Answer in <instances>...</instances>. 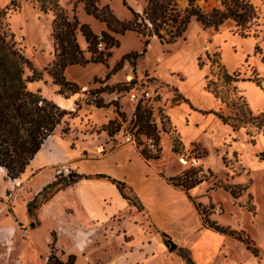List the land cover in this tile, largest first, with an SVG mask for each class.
<instances>
[{"label":"rangeland","instance_id":"1","mask_svg":"<svg viewBox=\"0 0 264 264\" xmlns=\"http://www.w3.org/2000/svg\"><path fill=\"white\" fill-rule=\"evenodd\" d=\"M58 1L68 18L71 21L76 19L79 24L81 22L78 15L81 10L85 12L86 4L91 9L97 8L99 11L108 7L120 21H128L132 17L121 0ZM221 1L195 0V4L208 13L213 8H220ZM247 1L257 13V20L247 35L239 33L233 21H227L214 29L205 28L192 20L187 31L176 43L160 44L156 37H150L145 38L149 44L144 48L145 39L134 32L119 35L107 30L106 33L111 40L104 39V50L101 51L111 54L106 65L91 63L84 67H71L66 77L73 80L74 84L87 85L106 72L112 73L108 80H104L110 81L112 86H100L95 90H104L101 94L112 99L109 104L113 105L117 114L120 113L123 117L118 115L119 119L110 121L114 123L109 127L108 124L93 126L87 123L83 115L79 114L83 105L93 104L96 99L102 101L103 108L107 107V104L100 98V94H91L93 89H80L78 94L85 96L77 102L74 112L67 111L69 115L55 130V137L46 143L45 152L50 150L60 158L63 151L55 144L56 139L73 137L69 142V148L75 149L77 147L75 141L81 138L79 132L85 135L104 132L110 139L105 138L107 142L105 145L101 143L100 150L103 149V154H106L107 151L124 146L123 136L137 130L139 135H147L145 132L148 133L147 136L151 135L158 142L159 147L161 137L167 134L172 147L175 145L179 158L200 160L208 154L206 150L208 148L197 144L189 148L183 146L180 135L167 117V111L170 108L181 111L184 107L185 113L189 116L197 115L199 119L205 118L207 123L210 119L218 120L214 114H220L228 119L224 140L214 145L211 136L213 131L209 129L205 135L209 143L207 146L213 147L211 164L224 173L223 179H216L218 182L215 187L228 192L235 203L242 208L254 215L259 214V222L253 231L264 239V160H260V156L264 155V134L255 127L258 123L264 128V0ZM126 3L139 14H142L146 6L145 0H126ZM177 5L180 10H184L188 7V1L178 0ZM0 11L6 12L4 29L7 34L31 62L35 71L41 73V78L32 82L30 79L33 73L25 69L27 89L53 102L55 95H59L58 87L53 84L47 72L55 58L52 37L53 14H42L34 0H0ZM76 39L80 49L85 53V58L89 59L91 53L87 52V43L80 34ZM116 44L118 47L115 46ZM109 45L112 47L107 50ZM93 50L100 52L97 49V41L91 47V51ZM129 54L142 55L122 61L123 56ZM223 71L230 77L226 83ZM96 80L98 81L96 85L102 84L100 79ZM209 84L220 99H216L208 90ZM143 92L150 93L148 100L142 96ZM122 99H125V110L134 107L130 120H127L126 115L121 112L123 106L121 107L119 103ZM137 106L141 107L145 118L149 117V128L146 130L141 131L134 116ZM104 117V114L96 113L93 120L101 123L105 120ZM65 128H68L67 134H63ZM137 150L145 159L152 157L140 147H137ZM94 151L96 155H100L97 149ZM160 153L161 148L158 156L154 157L159 158ZM59 165L69 169L68 175H79L77 170L72 169L65 160H55L46 169L32 167L15 181L9 180L5 172H0V264H45L51 254H55L63 261L73 255L74 264H96L94 257L114 258L118 252L115 242L104 245L97 242L94 245L81 247L68 244L64 238L57 241L55 226L59 227L61 223L56 222L55 218L61 215L62 206L66 204L64 194L60 193L56 199H53L55 194L46 203L38 207L33 205L31 212H27V204L38 195L39 187L37 188L36 184L39 181L35 182V176L45 177L44 183L48 181L64 183L67 179V176L54 178V170ZM181 167L186 169L181 176L197 183L196 186L213 177L212 173L207 174L199 169V162L198 166L191 170L182 165ZM51 192L52 190L49 193ZM128 195L134 202L133 195L129 192ZM213 206L203 208L198 205L197 207L205 225L215 231L214 227L219 225L207 219L212 213ZM112 237L115 240L114 236ZM252 248L257 251V256H254L264 264V251L254 244Z\"/></svg>","mask_w":264,"mask_h":264},{"label":"crops","instance_id":"2","mask_svg":"<svg viewBox=\"0 0 264 264\" xmlns=\"http://www.w3.org/2000/svg\"><path fill=\"white\" fill-rule=\"evenodd\" d=\"M78 18L81 24L89 26L94 34L107 31L104 23L87 15L83 10ZM81 38L84 40L82 36ZM69 68L65 70V77ZM106 74L107 72L102 77L95 78L100 79L102 84L96 85L94 79L91 84L76 85L80 89L93 90L100 86H112L110 81H104ZM66 79L73 82L67 77ZM82 96L85 95L77 94L70 98L55 95L52 101L63 110L74 112ZM100 98L107 107L98 109L90 104L83 105L79 111L85 121L93 126H104L119 119L116 108L109 104L112 99H108L104 94H100ZM124 102L125 99H122L119 103L123 106L121 112L130 120L134 107L125 110ZM185 110L184 107L181 111L170 108L167 117L180 135L183 146L189 148L197 144L208 148V154L199 160V169L213 174V177L190 190L177 187L169 181L180 177L186 169L181 167L180 155L173 150L167 134L161 137V153L158 159H145L137 148L131 145L96 155L94 150L97 149L98 153L102 147L101 143L105 145L106 140L110 139L104 132L86 135L79 132L83 139L75 141V149L69 148L73 137L56 139L55 144L63 151L61 159L50 150H40L35 155L22 176L32 167L46 169L55 160H65L79 175L103 174L124 182L141 207L137 209L131 205L121 196L115 185L107 180L82 179L53 197L56 199L60 193L64 194L66 203L62 206L61 215L55 218L56 222L61 223L59 227L55 226L57 241L64 238L68 244L81 247L97 242L101 245L115 242L118 251L115 257H94L96 264H262L243 242L217 233L205 225L197 206L210 208L219 204L221 213H211L207 219L220 227L245 233L256 247L264 251V239L253 231L259 222V214L254 215L242 208L228 192L215 187L217 180L223 179L224 173L211 164L213 147L207 146L209 143L205 135L209 129L212 130L214 145H218L227 134V124L218 117V120L210 119L207 123L205 118L189 116ZM96 113L104 114L105 120L101 123L95 122L93 116ZM54 137L55 135L49 139ZM37 180V194L52 184L51 181L44 183L46 178L38 175L35 176V182ZM172 243L177 246L173 252L169 249Z\"/></svg>","mask_w":264,"mask_h":264},{"label":"trees","instance_id":"3","mask_svg":"<svg viewBox=\"0 0 264 264\" xmlns=\"http://www.w3.org/2000/svg\"><path fill=\"white\" fill-rule=\"evenodd\" d=\"M121 1L122 5L132 16L128 21L118 20L108 7L99 11L97 8L91 9L86 4L85 12L97 21L104 23L107 30L115 34L124 35L126 32H134L143 39L156 37L160 44L165 45H172L182 38L192 20L200 23L205 28L214 29H217L227 21H233L242 35H247L257 20L256 11L247 0H222L220 8H213L208 13L196 6L195 0H187L188 7L184 10L178 8V0H145L146 6L142 14L135 12L129 7L126 0ZM34 3L42 14H53L52 37L54 40L55 58L47 72L51 76L53 84L58 87V94L65 98H70L77 95L80 88L76 84L67 81L65 70L72 66L84 67L91 63L106 65L111 54L108 52H96L95 50L91 51V47L97 41V36L91 31L89 26L79 24L76 19L71 21L60 7L58 0H34ZM12 5L14 6V3ZM5 15V11H0V169L4 170L9 180L15 181L20 179L25 173L35 155L41 150L45 142L54 135L57 127L64 122L65 117L69 113L45 99L39 93H34L27 89L28 80L24 77L25 69H29L33 73V77L30 79L32 82L39 80L41 73L35 71L31 62L21 53V50L16 47L7 34L4 29ZM78 34L84 38L88 45L87 52L91 53L89 59L85 58L84 51L80 49L77 43ZM102 36L104 39L111 40L106 32H103ZM148 44L149 41L145 39L143 41L144 48ZM115 46L118 47L117 44ZM111 47L112 45H109L106 49L108 50ZM94 55L96 57H93ZM141 55H125L122 61ZM111 74H107L105 80H108ZM223 76L226 83V80L230 77L225 71H223ZM96 82L98 81L95 79L94 83ZM207 88L216 99H220L216 91L210 87V84ZM103 92L104 90L98 89L91 92V94L99 95ZM93 104L98 109L104 107L101 100L97 101L96 99ZM118 115L123 117L120 113ZM214 115L224 124H228V119L222 115ZM134 116L140 125L141 131L149 128V117L145 118L140 106H137ZM252 119L256 120L257 118ZM113 123L109 122L107 127ZM255 127L262 130L264 134V128L261 124L257 123ZM233 128L235 127L233 126ZM67 132L68 128L63 129V134H67ZM145 134L148 135L147 132ZM173 150L177 152L175 145H173ZM151 158L157 159L158 157H146V159ZM260 160H264V155L260 156ZM82 179L107 180L115 185L125 200L129 201L137 209H141L136 200L133 202L129 197L128 192L131 193V191L124 182L103 174L94 176L70 174L64 183H52L45 187L32 202L27 204V212H31L33 205L38 207L46 203L60 190L72 186ZM169 181L185 190H190L197 184L182 176ZM51 190L52 192L49 193ZM214 229L220 234L232 236L243 242L247 249L257 256V251L252 248L253 242L245 233L219 226H215ZM74 263L75 256L73 255L63 261L55 254H51L45 264Z\"/></svg>","mask_w":264,"mask_h":264},{"label":"built area","instance_id":"4","mask_svg":"<svg viewBox=\"0 0 264 264\" xmlns=\"http://www.w3.org/2000/svg\"><path fill=\"white\" fill-rule=\"evenodd\" d=\"M104 37L100 34L97 36V49L98 51L104 50ZM142 96H144L145 100H148L150 98L149 92H143ZM123 144L124 145H131L135 148L140 147L142 150H145L149 153L150 156H158L160 152V147L158 142L152 137L147 135H139L137 133V130L130 132L123 136ZM104 150L102 149L99 154H103ZM179 162L182 166L188 168V170L194 169L198 166V159H191V160H185L184 158H180ZM69 169L65 167L64 165H59L54 170V178H62V177H68L69 175ZM211 212L214 214H220L221 213V206L219 204H215Z\"/></svg>","mask_w":264,"mask_h":264},{"label":"bare ground","instance_id":"5","mask_svg":"<svg viewBox=\"0 0 264 264\" xmlns=\"http://www.w3.org/2000/svg\"><path fill=\"white\" fill-rule=\"evenodd\" d=\"M46 147H47V144H44L41 148V152H45L46 150ZM98 152H101V150H98ZM0 172H4V170L0 169Z\"/></svg>","mask_w":264,"mask_h":264},{"label":"water","instance_id":"6","mask_svg":"<svg viewBox=\"0 0 264 264\" xmlns=\"http://www.w3.org/2000/svg\"><path fill=\"white\" fill-rule=\"evenodd\" d=\"M169 249H170L171 252H173V251H175V250L177 249V246H176L175 244L172 243V244L169 246Z\"/></svg>","mask_w":264,"mask_h":264}]
</instances>
